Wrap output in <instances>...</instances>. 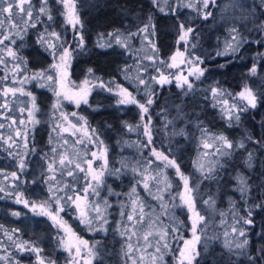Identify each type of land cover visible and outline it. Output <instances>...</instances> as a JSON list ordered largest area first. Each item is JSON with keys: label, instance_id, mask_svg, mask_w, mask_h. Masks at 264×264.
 Returning <instances> with one entry per match:
<instances>
[{"label": "trees", "instance_id": "obj_1", "mask_svg": "<svg viewBox=\"0 0 264 264\" xmlns=\"http://www.w3.org/2000/svg\"><path fill=\"white\" fill-rule=\"evenodd\" d=\"M31 3L33 17L26 32H21L23 39L14 37L16 40L14 45L7 40L0 45V48H13L27 61L25 70L14 76L11 69L19 61H13L11 57H7L6 52L0 53L6 61V64H0V90L8 87H23L31 92L39 108L36 115L38 118L42 117L41 122L32 129L27 124V112L19 111L20 108L31 107V97L19 93L15 98L11 97V94L7 98L0 96V104L7 99L10 109L0 108V119L4 122V127L0 128V136L5 140L9 136L13 137L8 143L0 140V188L4 189L0 192V264H39L38 257H42L45 264H48V261H54V264H69L70 262L69 255L62 246L59 229L53 221L43 215L31 213L23 203L16 202L18 198L27 200L29 205L33 202L51 200L53 193L49 192V186L56 190L63 189L58 193L61 196L65 193L70 196L74 193L83 194V188L87 183L85 173L78 169L73 168V176H68L67 169H61L59 165L56 166L55 172L48 171V164L53 156L58 158L59 153L70 150L66 149L67 143L63 141L56 146V153L51 151L54 147L52 130L48 123L43 122L44 116L48 115L52 101L51 86L41 87L40 83L43 81L35 79L20 83L25 76L31 77L34 72L41 69H50L53 58L42 45L37 43V38L41 34L47 37V33L53 31L60 34V40L57 43L70 46L72 53L70 76L73 81L81 82L90 77L96 81L99 78V81L103 83H122L131 88L140 103H144L148 94L154 93L152 97L154 103L148 113L150 118H153L152 143L147 147L145 146L147 136L144 129L138 125L140 108L135 104L123 108L117 104L114 93L105 88H95L90 96L89 105L77 109L94 137L98 138L97 141H103L107 148L108 165L103 178L104 186H102L103 190L100 191L98 188L97 191L100 193L99 198L110 204L109 215L106 218L107 223H104L96 219L95 213L91 211L92 224L85 225L78 218L75 206L61 200V205L64 207L61 216L78 238L88 241L90 247L95 248L97 254L93 264H125L123 253L125 238L121 233L125 232L123 228L128 224L129 209L128 205H123L121 212L123 215H121L118 202L119 200L128 202L127 199L133 188L136 189L147 216L149 212L155 214L156 218L158 216V223L164 227L163 231L167 232L165 239L160 241V245L167 243L168 248L161 247V252H156L159 259L162 253L165 254L166 259L162 257L161 264H177L179 240L182 244L183 240L192 237V222L189 213L184 212L181 207H176V204H172L174 201L172 195L179 199L182 180L176 174L175 168L165 167L164 162L157 160L151 152L152 148L163 152L168 155L169 159H175L184 175L195 180L200 178L193 169L195 155L192 146L185 145L179 140L180 147L176 150L174 146L168 145L167 134L160 127V113L165 109L169 100L181 104L184 112L189 116H196L201 126L225 135L233 144L245 140L246 149L232 150V155L223 161V167L217 171L220 195L218 203L224 207L225 200L231 199L234 202L232 205L235 216L233 221L229 218L226 225L233 223L236 227L245 229L250 243L243 251L255 256L257 250L264 246V239L261 238V233L264 232V211L253 210L254 225L237 223V219L244 217L253 203H260L264 200V100L261 99V94H264V46L257 42H264V33L255 28L249 37L243 36L246 42L237 52L223 56L217 54L220 53L216 49L219 44L215 45L214 36L211 34L213 17L204 20L196 16L194 20H190L185 14L186 7L181 0H175V3L179 5L176 7L175 14L171 11L174 0H167L166 3L159 0V7L154 5L152 0H77L78 14L83 24L80 34L84 36L83 46L80 47L78 46L79 34L67 24L65 17L61 14L63 6L58 0H48L52 20L39 12L42 0H31ZM161 8L164 11H160ZM260 12L261 22L264 23V10L261 9ZM149 16L156 25L155 36L152 38L159 49L157 63L150 68L151 74L156 75L160 69H164L159 61L167 60L176 50L184 49V45L178 43V25L184 23L185 27L195 28L193 34L195 39L190 40V44H196L193 51L204 60L205 77L214 76L218 85L222 86L231 97L236 96L249 83H253L254 75L250 74L249 69L253 64L257 66V74L262 76L261 80L259 79L260 85L254 86L258 97L257 107L243 112L239 122L230 123L220 113V110L210 104V101L198 91H194L191 96H183L181 92H177L173 84L160 86L155 83L148 85L149 93L146 94L136 89L135 85L133 86L124 78V74L134 66L136 57L119 45L111 43L110 47L107 46L110 42L104 41L103 38L117 30L123 34L135 33L138 27L147 23ZM14 22L21 29L25 27L19 17H15ZM33 23L35 27L30 26ZM0 31H10L7 21ZM137 37L134 36L135 42H137ZM51 39L55 40L54 37ZM101 43L105 47H99ZM205 50L209 56L204 54ZM21 67L25 66L21 65ZM89 69L92 70L91 73ZM243 104L240 102L239 106ZM21 119L25 120V125L19 124ZM12 120H16L17 123L12 124ZM135 126L139 127L138 132L130 133V129H135ZM26 127L29 129L27 149L21 138L15 136L17 128L24 130ZM247 136H251L252 141L246 140ZM256 140H261L262 144L254 143ZM135 143L140 147L132 148L131 145ZM247 152L253 153L251 167L246 163ZM22 157L26 165L23 171L19 169ZM155 162L158 165L162 164L163 166H160L168 171L166 183L173 184L171 192L168 190L169 187H166V190H160L161 186H158L155 191V184L159 180L153 174V169L151 173L149 169V165ZM13 172L17 174L18 179L11 175ZM149 174H152L151 177ZM241 174L246 176L251 189L246 198H242L240 192L236 190L237 177ZM51 177L55 179H50ZM147 180L149 181L148 189L144 187V181L147 182ZM152 192L160 196L153 195ZM90 194L93 197L96 196L93 193ZM157 197L161 199L158 200ZM13 213L20 215H13ZM145 220H147L146 217ZM133 236L143 238L139 231ZM158 239L157 234L149 237L152 243L151 248L156 249L159 246L157 245ZM243 239L244 237L239 236V241ZM225 242L219 238L209 245L206 241L200 244L198 246L200 255L196 257L194 264H249L247 256L240 254L241 250L233 246L229 250ZM20 245H24V248ZM29 246L38 247L41 251L33 252Z\"/></svg>", "mask_w": 264, "mask_h": 264}, {"label": "snow or ice", "instance_id": "obj_2", "mask_svg": "<svg viewBox=\"0 0 264 264\" xmlns=\"http://www.w3.org/2000/svg\"><path fill=\"white\" fill-rule=\"evenodd\" d=\"M58 2L63 6V12L61 13L67 22V24L71 25V27L77 31L79 34V41L78 46L82 47L84 43V36L80 34V30L83 28V24L81 22L80 16L78 14L77 9V0H58ZM153 4L159 7V0H152ZM166 2V0H165ZM197 3L202 6V8L206 11L203 12L202 18L204 20H207L209 17L212 16V12L209 10L210 5L212 7H216V0H197ZM27 5V7H26ZM179 5L175 3L174 0V6L172 7L171 11L173 14H175L176 7ZM185 7H195L192 4L185 5ZM15 9V11H13ZM33 5L31 3V0H0V30L4 28L5 22L7 21L9 25L10 31L4 32L0 31V45L4 44V41L7 40L10 42V44H15L16 40L14 37H19L20 39H23V36L21 32H26L27 26H29L30 21L33 17ZM160 11H164L163 8L160 9ZM197 11L199 13V8H197ZM39 12L43 13L47 16L49 20H52L53 17L50 14L49 8H48V0H42V6L39 8ZM22 14V15H21ZM19 17V19L23 22L24 28L21 29L20 26L14 22V18ZM31 27H35V24H31ZM155 28L156 25L152 21V17L149 16L147 18V23H144L142 27H138L137 31L135 33L129 32L128 36H123V34L117 30L114 33H109L108 35L115 39V42L120 45L123 48H128L129 44L127 41L134 36H142L143 39L141 43L144 41H147L148 46L152 49L153 55L145 57L149 60H157L159 55V49L156 47V43L152 37L155 36ZM14 30V31H12ZM257 31H264V23H260L257 25ZM195 28L192 26L185 27L184 23H179L178 25V43L183 44L184 51L177 50L168 61H159V63L163 64L166 67L169 68H179L180 64L187 63L189 64L190 68H193V71L189 72V76H195L196 79H199L200 76L204 74V71L206 69H201L198 66L200 63H203V61L200 60L199 56H193V55H187L186 53L188 51V47L191 46L192 48L196 47L195 43L190 44V40H194V34ZM51 37H54L55 40L51 39ZM60 40V34L56 33L55 31L47 33V37L44 34H41L37 38V43L42 45L45 49V51H48L49 54L52 56L55 63L51 64L49 66L50 69L54 70L52 74H49V69H41L40 71L34 72L31 77L25 76L23 80L20 81L21 84L24 82L35 79L38 81H48L53 82L52 86L53 91L55 92L57 99L56 105H54V108H58L60 105V98L63 96V99L72 100L77 106H79L80 102L83 101V103L87 104V96L90 94V87L89 81L85 80L83 81L82 86L78 88V90L75 93L69 94V91L65 89L64 81L67 78L68 75V67H69V61L71 59V50L70 46L65 45L64 43H57V41ZM243 36L239 32V30L235 27L231 28L229 31L228 40L226 41L225 45V52L224 53H217L218 55L226 54L229 50L231 52H236L239 47L245 43ZM258 43H261L262 46H264V42L257 41ZM99 47H105L104 44H99ZM107 46H111V43H109ZM6 52L7 57H11L13 61H19V63H15L13 65V68L11 71H13V75L15 76L19 72H23L26 68L27 61L18 55V53L11 47L6 48H0V53ZM178 58H180L179 63H177ZM0 64H6V61L3 56H0ZM21 65H24L25 67H21ZM89 72L91 73L92 70L89 69ZM249 72L251 75L257 74V66L253 64V66L249 69ZM6 79V77H5ZM99 81V78H97ZM139 79L140 84H144L145 80L142 78ZM153 81L158 83L159 85L163 86L165 84H170L173 82V79L175 80L176 84L180 88H187V90L191 91L193 88L192 82L189 80L188 76H184L182 73L174 75L172 79L169 78V76L165 75L164 73H159L158 77H152ZM55 85H60V89L57 90ZM41 87H44L45 84L42 82L40 83ZM97 85H93L92 87H95ZM99 87H106V85L103 83V81H99L98 83ZM118 91V103L121 105L125 104H136L142 111L143 114L149 113V108L154 103L153 95L154 93H150L147 95V98L145 99L144 103H140L135 99L133 94L129 92L126 88H122L117 86ZM108 91H112L111 88H107ZM212 94L214 97H216L220 90L213 88ZM25 95L28 97H31V107L30 108H20L19 111L21 113L27 112V124L31 126L32 129L35 128V125L40 123V120L37 119L36 113L39 111V108L36 104V99L32 95L31 92L26 91L23 87L13 88L8 87L3 90H0V96H3L5 98L9 97L11 94V97L15 98L17 94ZM239 98L244 101L245 103L242 106H237L236 104L231 105L229 108L225 109V112L228 114L229 120L234 119L235 121L239 122L241 119V114L243 112L248 111L249 108L255 109L257 107V101L258 97L257 94L253 92L251 88L248 86H245L242 91L238 93ZM261 99L264 100V94H261ZM224 104H227L228 101H223ZM0 108H4L6 110L9 109L8 100L5 99L3 104H0ZM73 116H76V113H72ZM60 118L63 120H67L66 114L63 112L60 113ZM143 119V115L141 117ZM80 120H84L83 117L79 118ZM150 120V117H149ZM16 120H12V124H16ZM25 120L21 119L19 121L20 125H25ZM71 123V122H69ZM87 122L85 121L84 124L80 125L81 129H85L84 136L89 137L90 143H97V139H91L89 132L86 129ZM11 126V125H10ZM4 125L0 124V128H3ZM71 127L73 129L77 128L76 124H71ZM145 135L147 136V145H150L152 143V136H151V130L150 125L145 124ZM68 131V128H60V125H56L53 128V131ZM79 130V129H78ZM94 131V130H93ZM29 129L26 127L24 130H21L17 128L15 130V136L20 137L21 140L24 143V147L27 149V137H28ZM75 134V132L73 133ZM206 134L205 130H202V137ZM13 137L9 136L7 140L4 139V137L0 136V140H4L5 143H8V141H11ZM213 141H216V143H209L207 139H202L203 147L206 149H213L215 153H219L222 156H231L232 152L229 151V149L232 150H239V149H246L245 140H240L239 142L233 144L232 141H230L227 137L223 135L219 136H213L211 137ZM248 141H252L251 136H247L245 138ZM81 142H83V137L81 138ZM64 143L66 144L67 141L65 140ZM256 144H262L261 140L254 141ZM100 145H103V141H99ZM53 153L57 152V149L55 147L51 150ZM151 152L153 156L157 160H161L164 162L165 167H172L175 168L176 174L180 176L181 180L183 181V192L179 193V199L182 202L184 206L188 208V210L193 214L192 216V238L190 240L184 241V247L180 249L179 252V264H194V261L196 260V257L200 255V252L197 249V245L200 243L201 236L197 234V226L198 224L205 221V217L200 215V213L196 210L194 197L192 195L193 193V187L190 186V177L184 175L180 171L179 165L176 163L175 159H169L168 155H165L163 152L157 151L155 148L151 149ZM92 160L84 159L83 163L85 167L81 166L80 162H77V159L70 158L66 152L59 153L58 158L57 156H53L51 162L48 164V171L49 172H55L56 166L59 165L61 169H67V175L73 176L74 175V169H78L80 172L85 173V179L87 180V183L85 187L83 188V194L80 193H74V195H67L65 193L64 196L59 195L58 193L60 191H63V189H57L55 192H53V188L49 186V192H52L53 195L51 197V200L57 205L56 211L53 213L52 211L48 210L49 201H43L39 205L33 202L31 205L32 210L35 212L37 211V208H39V212L37 214H43L49 216V218L53 221V223L58 227L64 230L66 233L65 237H60L62 241V246L64 247L65 251L69 252L70 255H72L73 259L75 260L76 257L81 256V247H84L87 249V255L89 259L85 262V264H91V259L95 257L96 253L93 251L91 247H88V241L80 239L78 237H75V234L71 232V229L66 227V222L60 218L59 213L64 211V207L61 205V200H65L66 203L69 205H75V209L78 211V218L80 219L81 223H84L85 225H91L92 224V217H90L89 214V205L90 202L88 201V192L89 189L92 190L93 194L96 196H99V192L97 189L104 183L103 177L105 175V172L107 171V165H108V158H107V148H103L100 152L99 156L96 152L90 153ZM204 155H208V153H204ZM95 159H99L102 161L101 165L99 166V169H94L92 167L93 161ZM252 160H253V153L247 152V161L249 167L252 166ZM218 163V161H217ZM72 166V167H70ZM197 166L201 172H204V165L197 163ZM25 161L23 157L20 159L19 162V169L23 171L25 169ZM223 167V165H221ZM135 171V169H134ZM208 173H212L214 169L212 167H209L207 169ZM15 178L17 177V174L13 172L11 174ZM90 178V179H89ZM205 179L210 178L209 176H205ZM50 179H55V177H51ZM93 182H95V186L93 185ZM238 187L237 191L240 192L242 198H246L248 194L250 193V186L248 179L243 174L239 175L237 177ZM170 187V185H166ZM67 187V185H66ZM144 187L147 189L149 187L148 183H144ZM4 189L0 188V192H3ZM133 192H135V189H133ZM158 199L160 197H157ZM17 203H23L25 207L29 206V202L27 200H23L22 198H18ZM133 214H130L127 216V219L129 221L134 220V214L136 213V204L137 201L133 200ZM203 203L207 204L209 208H212L215 204L214 200H205ZM105 206H107V201H104ZM254 209H260L264 211V200H261L260 203H253L251 207L248 209L244 217H240L237 219V223H243V225H254V219H253V210ZM91 211L95 212L96 219L102 220L104 223H107L106 218L101 215V206L100 204H91ZM140 217L139 219H136V223H140L143 219V206H140ZM13 215H20L19 213H13ZM123 215V213H121ZM151 229V226H150ZM127 229H125V232ZM125 232H122L121 234L124 235ZM231 232L234 234H237L240 237H244L243 240L237 242L235 244V249L241 250L240 254L246 255L249 264H264V246H261L260 249L257 250V254L255 256L248 254L244 252L243 250L247 249L249 246V238L246 234V231L244 228H237L235 225L231 226ZM69 233H71L69 235ZM135 233H133L134 235ZM153 235V232L151 230L147 231L143 235V239L146 242V246L151 247V243L149 242V237ZM159 239L157 240V246L156 252H161V247L164 249L168 248V244L164 243L163 245H160V241H163L165 239V236L167 235V232L161 231L157 233ZM227 235V233L225 234ZM129 240L131 239V236L128 237ZM261 238L264 239V232L261 233ZM11 239V237H9ZM226 247L229 248V250L232 249V244L228 241L225 242ZM21 248H24V245H20ZM30 250L36 253H39L41 250L38 247L29 246ZM128 249L131 251L133 249V245L131 243L128 244ZM127 254V253H126ZM39 258V264H45V260L42 257ZM156 257H153V260H155ZM162 259V257H161ZM48 264H54V261H48Z\"/></svg>", "mask_w": 264, "mask_h": 264}, {"label": "rangeland", "instance_id": "obj_3", "mask_svg": "<svg viewBox=\"0 0 264 264\" xmlns=\"http://www.w3.org/2000/svg\"><path fill=\"white\" fill-rule=\"evenodd\" d=\"M160 1L162 3H166L165 0H160ZM181 1H182L184 6L188 5V4H192L195 6V7H186L185 14L188 16V18L190 20H194L196 16L202 18V14L206 10H204L202 8V6L197 3V0H181ZM197 8H199V13L197 11ZM261 9L264 10V0H220V1L216 0V7H212L210 5L209 10L212 12V16L209 18L213 17V22H214L212 25V33L211 34L214 36L213 40H215V45L219 44L218 46H216V49H218L220 51V53L225 52V45H226V41L228 40L229 31L233 27L237 28L239 30V32L241 33V35L245 36V38L249 37L251 35L252 31H255V28H257V25L260 23H263V22H261V18H260ZM243 30H245V31H243ZM243 32H244V35H243ZM262 32L264 33V31H262ZM123 36H128V34H123ZM142 39H143L142 36H138L137 42H135L134 37H131L127 41V43L129 44V47L126 48L128 51L133 53V55L136 58H135L134 66L131 67V69L126 74H124V78H126L133 86L135 85L134 87H136V89L141 90L142 94H146L147 92L149 93L148 85L151 83L158 84V83L153 81L152 77H158L159 73L162 72L165 75L169 76L170 79H172L174 77V75L182 73L184 76H188L189 80L192 82L193 88L191 91L187 90L186 87L185 88L178 87L174 79H173L172 83L165 84V85L169 86V85L173 84L175 86L177 92L178 91L181 92V94L183 96H187V95L191 96V95H193L194 91L200 92L202 95H204L205 99H208L210 101V104H212L213 106H216L220 110V113L225 117V119L228 122L232 123L233 121H235L234 119L229 120L228 114L225 112V109L229 108L233 104H236L239 107L240 102L245 103L244 101H242L239 98V96H238L239 92L237 93L236 96L231 97L230 94L225 89H223L222 86L218 85V81L216 80V78L214 76L206 78L205 77V71H204V74L202 76H200L199 79H196L195 76H189V72L193 71V68H190L189 64H187V63L180 64L179 68H169V67H166L163 65L164 69H160L156 75L151 74L150 68H152L156 65L158 59L157 60H149V59L145 58L147 56L153 55V53H152V49L148 46L147 41H144L143 43H141ZM103 40L104 41L107 40L110 43L118 45L115 42V39H113L109 35L107 37L103 38ZM217 41H219V43ZM179 51H184V49L179 50ZM205 52L206 53H204V54L206 56H209V53L206 50H205ZM210 53H211V51H210ZM232 53H234V52H231V50H229L226 54H221V55L226 56V55H230ZM187 55L199 56L195 51H193V48L191 46L188 47V51L186 53V56ZM168 60H169V58L167 60H164V61H168ZM179 60H180V58H178L177 63H179ZM200 60L204 61V60H202L201 57H200ZM71 62H72V55H71V59L69 61L68 75H67L66 80L64 81L65 89L67 91H69V94L75 93L78 90V88L80 86H82L83 81L88 80L89 81L88 87H90V89H91L90 94L87 96L88 103L85 104V103H83V101H81L79 106H77L72 100L63 99V96H61L59 107L54 108V105H56L58 98L56 97L55 92L53 91V87L51 86L52 101L50 104L48 115L44 116L43 122L45 121L46 123H48L50 125V128L52 130V135H53L54 147L57 148L56 146L60 145L61 144L60 142H63L66 140L67 146H68L66 149H70L69 151H65L67 153V155L70 158L77 159V162H80L81 166L85 167L83 160L84 159L92 160L93 158L90 155L91 152H96L97 155L99 156L102 149L105 148V145L104 144L100 145L99 141H97V143H90L89 137L84 136L85 129H81L80 125L84 124L85 119L84 120L79 119L82 116L79 115V113L77 112V109L81 106L87 107L89 105L90 96H91V94L95 88H105L106 90H107V88H111L112 89L111 92L116 95L117 101L119 99V96L117 94L119 89L117 86L122 87V88H126L132 94H133V92H132L131 88L127 87V85L125 86L124 84L118 83V82L104 83L106 85V87H99L98 86L99 82L93 78H90V77H87L86 79H84L81 82L73 81L71 79V76H70ZM53 63H55L54 60H53ZM195 66H198L201 69H205L203 67V63H200V64L195 65ZM53 71L54 70L49 69V74H52ZM138 77L144 79L145 83L140 84L139 79H137ZM261 77L262 76H260V74L254 75L253 83L252 84L249 83L247 85L249 88H251L253 90L254 93H256L254 86L260 85ZM43 83L46 86L47 85L50 86L53 84V82H48V81H43ZM93 85H97V86L92 87ZM55 87L57 88V90L60 89V85H55ZM213 88L220 90L216 97H214L212 94L211 90ZM243 89H241V91ZM133 96L135 97L134 94H133ZM135 99L137 100L136 97H135ZM182 99H184V97H182ZM182 99H181V101H182ZM225 100L228 101L227 104L223 103V101H225ZM117 104L123 108L128 107L129 105H134V104L121 105L118 102H117ZM61 112L66 114L67 120H63L60 118ZM73 112L76 113V116L72 115ZM142 115H143V119L141 118ZM160 115H161L160 127H162V129L167 134L166 136L168 137V141H169L168 145H172V146H174V148L176 150H178V148L180 147V145L178 144V141L180 140L185 145L189 144L190 146H192L193 154L195 155L194 159H193L194 160L193 161V167H194L193 169H194L195 173L200 176V178L195 180V179L190 177V186L193 187L192 195L194 197L196 210L200 213V215L205 217V221L198 224V226H197V234L200 236L204 235L203 238H201L200 243L197 245V249H198V246L200 244L204 243L205 241L209 245V244H212V242H216V240H219V238L222 240L230 242L232 244V246L235 247V244L239 241V236L237 234H234L231 232V226L234 225L233 223L229 224L228 226L226 225L227 220L230 218V220L233 221V217L235 216L233 205H232L234 202L231 199H228V200H225L224 207L219 205V203H218V201L220 199L219 189H218L219 188V182H218L217 177H216V174H218L217 171L220 170L223 161L230 156H222L219 153H215L213 151V149L204 148L203 144H202V139H207L209 143H216V141H213L211 139V137L219 136V135H223V134L216 133L215 131H210L208 127L201 126L200 123L198 122V120L195 118L196 116L187 115L184 112V109H183L181 104L172 102L170 100L167 102V106L160 113ZM36 117H37V115H36ZM149 117H150L149 114H143L141 109H140V118H139L138 125L144 129V133H145V128H144L145 124H149L150 130H151L153 118H150V120H149ZM37 119H39L41 122L42 117H40V118L37 117ZM0 122H1V124H4V122L1 121V119H0ZM69 122H71V123H69ZM71 124H76L77 128L73 129L71 127ZM56 125H60L61 129L68 128V131H66V132L62 131V130L53 131V128ZM86 129L89 132L91 139H97L94 137V134L90 131L87 124H86ZM138 129H139V127L135 126V129L134 128L130 129V133H137ZM202 130H205V132H206V134L203 137H202ZM74 132H75V134H73ZM223 136H225V135H223ZM82 137H83V142H81ZM131 147L137 148L140 146L135 143L133 146L131 145ZM229 151L233 152L232 149H229ZM204 153H208V155H204ZM217 161H218V163H217ZM198 162L200 164L204 165V172H201L199 170V168L197 166ZM101 163H102L101 160L95 159L93 161L92 167L94 169L98 170ZM151 164H152L151 166L149 165V169L151 170L150 173L152 172V169H153V174L155 176H157L158 180H159L155 184V187H156L155 191L158 189V186H161L160 190H166V187H168L166 185H170L168 190H169V192H171L173 190V184L171 182L166 183L167 182L166 177L168 176V171L166 169H164V167H161V166H163L162 164H160L161 166L156 164V162L151 163ZM209 167H212L214 169V171L212 173H208L207 169ZM106 172H105V174H106ZM151 175L152 174H149V177H151ZM205 176H209L210 178L205 179L204 178ZM149 177H148V179H149ZM149 181H150V179H149ZM149 181L147 180V183ZM205 181L207 183H205ZM144 183H145V181H144ZM163 184H165V185H163ZM93 185L95 186V182H93ZM102 186H104V185L102 184L99 187L100 191L102 189ZM53 190H54V192L56 191L55 188H53ZM181 192H183V181L181 183V188H180L179 193H181ZM90 193H93L91 189L88 192V201L90 202L89 214H91V204H100L101 215H103L105 218H107L109 215L108 210H109L110 204H108V202H107V206H105V204H104L105 200H102V198H99V196L93 197ZM152 194L156 195L154 192H152ZM156 196H160V195L157 194ZM171 197L174 199L172 204H176L175 205L176 207H181L184 210V212L185 211L188 212L190 215V221L192 222L193 214L188 210V208L182 204V202L180 201V199H178V197H174V195H172ZM91 198H93L92 201H91ZM156 199H158V198H156ZM160 199L161 198H159L158 200H160ZM210 199L215 201V204L212 208H209V206L207 204L203 203V201L210 200ZM127 200H128V202L127 201H121L120 202V200H119L118 204L120 205V213L122 212V206L128 205L129 215L133 214V211H132L133 200L137 201V204H136L137 211L134 214V220L133 221L128 220V224L126 225L125 228H123V230L127 229V231L124 234V238H125L124 240L125 241H124V247H123V253L125 256V259H124L125 264H161V259L158 258L156 250L151 248V247L146 246L145 240L143 238H139V236H133V233H136L139 231L141 233V235L143 236V233L151 230L153 232V234H157V233L163 231L164 227L161 226L160 223H158V221H159L158 216L156 218V215L153 213L150 214V212L148 213V216H147V213L144 210H143L142 221L140 223L135 222V220L139 219V217H140V213H139L140 212L139 211L140 206L142 205L143 209L145 208L142 201L139 200L138 193L136 192V189H135V192H133V190H131V195L129 196V198ZM47 201H49L48 210L52 211L54 213L57 209V205L52 200H47ZM35 203L37 205H39L41 202H39V203L35 202ZM31 205L32 204H30L27 207L28 210L33 214H37L39 212V208H37V211L34 212L32 210ZM39 215H43V214H39ZM95 215H97V214L95 213ZM43 216L50 219L49 216H47V215H43ZM59 216H60V218H62L61 212L59 213ZM145 217L147 218V220H145ZM150 226H151V229H150ZM66 227L69 228L67 223H66ZM237 228H239V227H237ZM58 229H59V232L61 234V237H65L66 233L64 232V230L61 228H58ZM71 232H72V230H71ZM219 232H220V234H219ZM72 233H74V232H72ZM191 233H192V231H191ZM226 233H227V235H225ZM70 234L71 233H69V235ZM129 236H131L130 240L128 238ZM75 237H77V236L75 235ZM191 238H189L188 240H190ZM184 241L185 240H183V242L181 244L180 240H179V247L177 248L178 251H177V256H176V263L177 264H179V252H180V249H182L184 247ZM129 243H131L133 245V249L131 251H129V249H128ZM88 247H90L89 244H88ZM92 249L97 254L95 248H92ZM67 254L69 255V259H70L69 264H85V262L89 259L88 255H87V249L84 247H81V256L76 257L75 260L73 259L72 255L69 254V252H67ZM164 255L165 254L162 253L163 258H165ZM153 257H156V259L153 260ZM95 258H96V255L94 258L91 259V264L94 263Z\"/></svg>", "mask_w": 264, "mask_h": 264}]
</instances>
